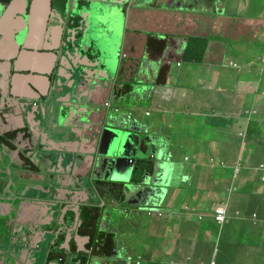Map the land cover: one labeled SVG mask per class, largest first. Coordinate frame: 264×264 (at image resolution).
I'll list each match as a JSON object with an SVG mask.
<instances>
[{
	"label": "crops",
	"instance_id": "1",
	"mask_svg": "<svg viewBox=\"0 0 264 264\" xmlns=\"http://www.w3.org/2000/svg\"><path fill=\"white\" fill-rule=\"evenodd\" d=\"M167 2L171 4L173 0H151L143 7L132 4L128 8L126 37L119 53L121 64L118 72L113 71L110 80H97L92 85L79 84L77 89L71 92L64 88L54 90L53 79L45 93L40 91V88H35L43 94L42 99L29 97L21 91L17 93L20 94L17 97L8 93L6 101L3 99L5 94L1 95L0 84V264H77L79 258L87 259V264L91 263L92 257L80 254L66 256L64 251L58 254L52 248L64 241L67 223L69 230L74 227L72 223L77 221L73 212L75 204L82 205V201L90 194L91 197L96 196V191L86 174L94 150L89 146L96 139L120 155L147 160L142 170L138 171V176L145 175L149 184L144 202L139 206L153 204L165 212L163 217H156L155 214L151 216L145 211H139V214L155 220L151 221L152 223L145 222L146 225L139 223L135 231H124L120 234L138 238L141 229L147 232L150 228L159 226L157 231L161 242H165L166 239L169 240L167 234L170 228L176 235L179 230L183 232L180 234L182 240L172 238L168 258L159 254L161 242L157 239L152 240L150 247L145 243L142 251L137 253V258L147 259L149 264H170V261L181 264L191 260V257H196L195 264H210L219 251L218 240L221 232L216 230L212 235L210 228L201 227L195 219L206 220V215L209 218L217 205L227 203L231 213L233 210H243L247 218L236 223H233V215L230 218V229L237 231L236 239H243L246 229L250 228H253L252 234L255 232L263 236L257 244V256L250 253L247 245L244 250L236 247L235 260L229 259V262L250 264L252 259H257L264 264V232L260 233L258 228L264 224V217L257 212L256 206L250 209L249 205L238 202L234 192L236 187L240 190L246 184L250 187L254 179L256 182H264L260 179L262 170L259 167L264 162V152L257 154L254 146L258 144L254 142L250 145V139L247 144L244 143L253 129L249 115L256 112L258 127L264 130V68L261 74H256L255 70L250 69V61L247 55L242 53L246 45H243L241 52L243 61L232 59L233 63H239L231 65L225 53V45L220 47L216 44V35L220 33H214V21L211 25H207L206 20L201 21L204 22L203 25L195 26V32H186L184 29L191 27L188 25L183 29L178 23H183L186 17L192 19V13L196 11L191 14L185 11L186 14H183L182 10L188 6L175 9L167 6ZM194 3L198 1L193 0L192 4ZM187 4H191L189 0ZM69 5L73 6L74 0H70ZM206 17L216 16L210 14ZM72 18L73 12L71 14L68 11L66 20H69L70 27L75 26L70 23ZM80 20L79 18V24L76 25L79 29L83 27ZM261 28L262 32L258 31L257 35L242 34L236 39L245 37L248 39L247 43L253 40L256 46L263 48L264 28ZM238 29L232 22L225 34L227 37L233 36ZM77 31L79 33L76 36L79 37L81 29ZM73 33L72 38L75 35V32ZM192 34L209 38V47L201 62L183 61L181 58L186 43L184 37ZM160 39H165L166 48L158 54L154 49L158 47ZM167 57L170 60H167ZM228 64L235 68L231 76L225 69ZM245 70L255 74V79L251 80L255 88L250 89V85H247L244 90L247 94L244 95L242 89L234 88L233 85L238 83L239 73ZM215 75L220 80L216 81ZM38 78V87H41L44 79ZM32 82L36 83L35 79ZM251 94H255L254 101L258 104L251 106L252 110L247 106V99ZM132 98L138 99L136 104L139 106L132 104ZM260 99L261 103L258 102ZM74 101L77 105H88L89 113L84 107L79 110H84L81 116L74 115V118L68 119L63 127L65 131L57 129L56 123L53 122L54 104ZM254 131L251 132L253 138L258 135L257 131ZM30 139L33 141L32 145L29 143ZM74 140L77 141L76 146L89 143L81 151L82 154L74 150ZM45 146L52 149L45 151ZM55 147L65 149L67 156L59 157L62 150H55ZM182 147L190 149L183 157V152L180 151ZM163 163L168 167L166 174L159 172L157 168ZM37 171H45L47 177H41ZM81 171L84 173L81 174ZM194 174H197L199 180L188 185V189L182 193L187 199L182 198L184 201L178 202L176 197H172V191L178 184L192 179ZM154 175H157V183L151 184ZM205 176L207 180L202 182ZM239 176L246 181H239ZM227 177L229 182L225 181ZM196 185L202 189L201 192L195 191L198 190L195 189ZM112 196L109 195L105 202L98 200L99 206H94L93 211L91 210L93 217L88 211L82 212L84 227L87 228L93 224L92 221L98 220L102 208L106 211V203L110 208L117 206L129 212L123 206L129 204L125 202L129 197L123 195V189L113 196V199H117L113 204ZM251 213L260 217L253 218ZM104 229L114 233V244L119 248L121 240L119 241L120 237H117L111 228L108 214L102 230ZM204 230L209 236L206 235L200 240L198 237L204 234ZM99 232L98 229L96 234ZM215 235L217 240L214 239ZM122 240L125 241L124 238ZM192 240L194 243L202 241L200 248L203 252L209 250V253L205 256L199 250L194 251L191 247ZM180 241H187L184 258H180L183 255L179 251ZM122 248L126 249L127 246ZM128 254L130 253L120 256L125 260V264H131V260L127 261L130 259ZM248 254L251 259L247 258ZM209 256L212 257L210 262ZM177 258L180 259L174 260ZM216 263L218 264L217 261ZM98 264L108 263L103 261Z\"/></svg>",
	"mask_w": 264,
	"mask_h": 264
},
{
	"label": "water",
	"instance_id": "2",
	"mask_svg": "<svg viewBox=\"0 0 264 264\" xmlns=\"http://www.w3.org/2000/svg\"><path fill=\"white\" fill-rule=\"evenodd\" d=\"M15 1L10 2L7 6H1L5 8L0 15L1 95L5 94L6 97L3 99L6 101L8 93L11 96L17 97V95H20L17 94L18 92L24 91L25 95L29 97L42 99L43 94L35 89L36 86L32 80L36 79V77L49 79L54 62L58 59L57 49L60 48L61 33L56 34L50 28L55 0H17V3ZM148 1L74 0V5L70 6L68 3L70 0H65V6L60 7L62 20L66 21L68 11L73 12V18H80V25L82 24L83 27H80L81 33L79 37L76 35L79 33L77 29H80L76 28L77 26L70 27L69 31L75 32V35L72 40L68 41V48L65 47L67 48L65 50L66 54L61 57L60 69L53 84L54 90L64 88L74 92L79 84L83 85L82 79L88 84L90 83V85L95 84L97 80H110L118 63L115 53L116 43L114 42L118 41L120 35L116 33L119 31L118 22L114 20L119 18L120 8L123 5L127 4L128 11V8L132 4L133 6L143 7ZM21 10L24 14L22 20L23 27L18 30L19 33H14L13 29L18 28L20 20L17 17H19ZM12 14L16 16L13 21L11 20L13 18ZM57 15L58 13H56L55 17ZM56 18L60 19L59 16ZM13 22H15L14 28L11 26ZM62 22L58 25L63 30L64 24L62 25ZM113 22H116V26ZM55 27L58 28L57 26ZM95 27V31L107 29L111 32H107V34L111 35L107 45L99 44L97 46L98 42L89 37L90 29ZM16 35L20 37V41L16 40ZM101 35L96 36L99 38ZM89 49L95 55L87 54L86 52ZM6 91L9 92L6 93ZM84 107L88 109L89 113L90 107L88 105L82 103L77 105L75 101L71 103L57 102L53 107L55 113L53 122L58 127L65 126L68 119L74 118V115ZM82 118L85 117L82 116ZM97 144L99 145L98 150H94L91 153L90 160V168L92 170L90 172V181L93 189L97 191L96 181L117 182L122 184L123 195L129 197V200L125 202L134 205L143 203L149 184L146 181L147 177L145 175L138 176V171L142 170V166L147 160L140 157L120 155L110 146L103 145L101 141H98ZM80 145L83 144L81 143ZM157 168L159 172H163L164 174L168 171V167L164 163ZM153 177L151 184L157 183V175ZM146 206L148 205H140L138 210L143 212L147 209ZM73 212L77 217V221L74 222V227L68 231L69 241L67 242V246L69 249L78 250V246H85V241L89 237L79 231L80 227L78 224L82 215L80 205L74 207ZM64 216H62L63 220L65 219ZM71 243L73 244L71 245ZM84 261L79 258L77 261L79 263L77 264H84ZM88 264L90 263L88 262Z\"/></svg>",
	"mask_w": 264,
	"mask_h": 264
},
{
	"label": "rangeland",
	"instance_id": "3",
	"mask_svg": "<svg viewBox=\"0 0 264 264\" xmlns=\"http://www.w3.org/2000/svg\"><path fill=\"white\" fill-rule=\"evenodd\" d=\"M149 1H151V0H149ZM194 1H196V0H194ZM197 1H198V3L192 4L193 0H189V2L191 4H187L188 0H175V1L173 0V2H172L173 4L172 3L170 4V2H167L168 4L167 3L166 4H167V6L173 7L175 9H177L181 6L182 7L188 6L185 8V10L184 9L182 10L183 14H186V12H189L191 14L192 11H196V12L192 13L194 15V16H192L193 17L192 19L186 17V19L183 23H178V26L180 27L182 25L183 29L185 27L187 28L188 25H189V27H191V29H184V31L186 30V32H195V28H194L195 26L203 25L204 22L201 23V21L206 20L207 25H209V24L211 25L214 21V25L216 28V30H214L215 31L214 33H220V34L216 35V39H218L216 44L218 46H220L222 44L225 45L224 46V48L226 50L225 53H226V56L229 57L227 59L230 61V64L235 66L239 62L233 63L232 61H243L241 55H242V53H244L245 56L247 55V59H249L248 61H250L249 62L250 66H251L250 69L252 71L255 70L256 74H258V73L261 74L262 69L264 68L263 67L264 66V46H263V48H262V46H256L255 45L256 42L255 41L253 42V40H252V42L248 41V43H247L246 41L248 39H245V37L244 38L241 37L240 39H236V38H238L239 35H242V34H243V36H245L246 34L252 35V33L253 34L256 33V35H257L258 31L262 32L261 27L264 28V21H262L261 19H264V0H222L219 7H218V5H216L215 7L213 6V4H212L213 0H204L205 2H203V0H197ZM194 5H195V7H194ZM61 6H65V0H63V2H62V0L61 1L55 0L52 19L50 22V28L52 29V31H54V33H56V34L61 33L60 43L62 42V39L64 36V29L62 30L58 24H61L62 21H63L62 25L65 23V20H62L61 15H60V13H61L60 7ZM120 9H121V11H120L119 18L117 20H114V21L118 22V28H119V31L116 33H117V35L120 34L118 37V41L114 42L117 44L116 49H115V53H116L117 59H118L117 66L115 67L116 72H118V68L121 64L119 53L123 49V41L126 37L125 31H126V21H127V4H126V6L123 5L122 8H120ZM221 9H222V11H221ZM56 13H58L57 16H59L60 19H57L56 18L57 16L55 17ZM198 13H201V14H198ZM210 14L213 16H216L217 18L216 17L215 18L206 17V15H210ZM12 16H13V14H12ZM108 21H110V20H108ZM232 22H234V26L239 27V29L236 30V32H234L233 36L231 35L230 37H227V35L225 33L228 32V28H229V26H231ZM114 23L116 26V22H113V24ZM55 26H57L59 29L56 28ZM95 29H96V27L90 29L89 37H92L93 40L95 39L98 42L97 46L99 44H106L107 45L109 39L111 38V35L109 34L111 32L107 29L101 30V31H95ZM49 31H51V30H49ZM108 31H109V33L107 34ZM96 35H101V36L98 38ZM231 37H232V39H231ZM101 38H102V40H101ZM219 39H221V40H219ZM81 42L83 43V41H81ZM243 45H246V47H245V51L242 52ZM231 50H233V51H231ZM92 54L95 55L94 52ZM230 56H232V58H230ZM235 57H237V59H235ZM230 64L226 65L225 69L228 71V74L231 76L233 71H235V68H232V66ZM237 67H239V66H237ZM252 71H248V70L246 71L245 70V72H242V73L240 72L238 83L233 85L234 88L236 87L238 89H242V92H244V95L247 94L246 93L247 91L246 92L244 91L245 87H247V85H250V89L255 88V87H253V84L251 83V80L255 79V74L252 73ZM225 73H222V75H224ZM214 79H216V81H218L219 78L215 75ZM257 79H259V76ZM139 86L142 87V85H139ZM255 99H256L255 94H251V97L249 96V98L247 99V102H248L247 106L251 110H252V107H254L255 105L258 106V104L254 101ZM262 99H264V98H262ZM262 99H260L258 102L261 103ZM137 101H138L137 98H132V104L134 106H139L136 104ZM143 104H144V102L142 103V105ZM237 104H240V102H237ZM128 107H129V105H128ZM235 108L236 107L234 106V109ZM144 109H145V107H143V111H144ZM255 114H256V112L252 115H249L252 118L251 128H254L255 124H258V119H257L258 117ZM180 151L183 152V154L181 155L183 157V156H185L186 152H190V149H189V147H182L180 149ZM189 156H191V155H189ZM259 167H261V166H259ZM249 172L252 173V171H249ZM198 174L200 176H202L200 171H198ZM220 174H223V173L220 172ZM177 175H179V174H177ZM237 175L238 174H236V176ZM192 176H193L192 179L184 181L182 184H178V186L172 191V194H171L172 197H176L178 199V202L184 201L185 199H187V197L186 196L184 197V195L182 193H183V191H185V189H188V185L191 184V182L196 183L199 180V178H197V174H194ZM206 178L207 177L205 176L203 178L202 182H205L207 180ZM171 179H172V177H171ZM235 179H237V178H235ZM238 179H239V181H244V182L246 181L243 178H241V176H239ZM263 179H264V176L262 174L261 181H263ZM225 181L229 182V178L227 177L225 179ZM244 184H246V183H244ZM249 186L250 187H247V184H246V186H242L241 190L239 189V187H236V189L234 190V192L236 194L235 197H236L238 202L241 201L243 204L249 205L250 209L252 206L253 207L256 206L257 212L260 214L261 217H264V182H256L254 179L253 184H250ZM195 189H198V190H195L196 192L202 191V189L197 187V185L195 186ZM146 193H148V191ZM182 198H184V200H182ZM229 199H230V196L228 197V200ZM131 204L129 203V204L123 205L127 208V210L129 212H125V210H123L122 208H118L116 206L114 208L106 209V211L102 214V228H103L104 223L106 222V218H107V214H108L109 223H110L111 228L115 232L116 236L120 237L118 239H119V241L121 240L120 241V247L122 249L121 250L122 253H120V251H118L116 254H113L112 256L105 257L104 255H102V256L92 257L90 264H98V262L102 263L103 261H106L108 264H125L123 262L125 260H123L120 256L126 255V253H130L127 255L130 258V259H127V261L131 260V264H135V256L138 257L139 254H137V253L142 251V249L145 246V243H148V247H150L149 245L151 244L152 240H154V239H157L159 242H161V240H162L161 236L159 235V233L157 231L159 229V226L152 227L147 232H146V230H143L140 228L141 234L139 235L138 238L137 237L131 238L129 236H126L125 233L120 234V232H124V231H127V232L130 230L135 231L136 230L135 227H137L136 225L139 223H141L142 225H146L145 222L150 223L151 221L155 220L154 218H151L149 216L139 214V210H138L139 204L138 205H131ZM193 216H197V215L193 214ZM253 217H255V216H253ZM205 218L208 219V216L206 215ZM195 222L196 223L198 222L201 227L202 226L205 227V226L209 225L207 220L200 221L198 219H195ZM180 225H181V223H180ZM208 228L211 229L210 230L211 234L213 232L212 235H214V233H216V229L212 228L211 225L208 226ZM258 228H259L260 233L264 232V224L261 227L258 226ZM252 229L253 228L246 229V232L243 234V241H244L243 246L247 245V247L250 246L249 248H252L251 245H257L259 243L260 239L263 238V236L261 234H255V232L252 234L251 233ZM145 232H146V234H145ZM174 233H172V235H171L172 237L177 238L179 240L183 239V237L180 235L183 232H181L179 230V233H178L179 235L178 234L176 235ZM156 235H158V236H156ZM206 235L209 236V234H206ZM206 235H199L198 238H200V240H203L204 237H206ZM123 238L125 239V241L122 240ZM214 239L217 240L216 235L214 236ZM171 240L172 239H170V240L166 239L165 242L160 243L161 244L160 245L161 251L159 254L165 255V257H167V258L170 256ZM200 243L203 244L202 241H197L194 243V240H192L191 247L194 248V251L198 252V250H199V251L203 252L202 249L200 248ZM126 246H127L126 249L122 248V247H126ZM179 248H180L179 251L183 253V255L180 258L186 257L185 256L186 255L185 249L187 248V241H180L179 242ZM128 251H130V252H128ZM208 253H209V250H205L203 252V255L206 256ZM180 258H177L174 260L177 261ZM78 260L79 259H77V261ZM142 260L143 259L137 258L136 264H147V259H145L143 261ZM160 260H162V258ZM195 261H196V257L193 259L191 257V260H188V262H182L181 264H195ZM261 263H262L261 261L258 262L255 259H252L250 262V264H261ZM84 264H87V262H85ZM170 264H176V262L170 261Z\"/></svg>",
	"mask_w": 264,
	"mask_h": 264
},
{
	"label": "flooded vegetation",
	"instance_id": "4",
	"mask_svg": "<svg viewBox=\"0 0 264 264\" xmlns=\"http://www.w3.org/2000/svg\"><path fill=\"white\" fill-rule=\"evenodd\" d=\"M12 1H14V0H8L7 2H0V15L3 13V11L5 9L4 7H1V6L2 5L7 6ZM221 2H222V0H218V1L213 0V3H215V4H213V6L215 7L216 5H218V7H219ZM15 3H17V0L15 1ZM125 6H126V4H125ZM221 11H222V9H221ZM71 14H72V12H71ZM14 17H16V16L15 15L13 16V18L11 19L12 21L14 20ZM23 17H24V14H23V12L21 10V12H19V17H17L20 20L19 23H18V28L13 29L14 33L15 32L19 33L18 30L23 27V21H22ZM14 23L15 22H13L11 24L12 27L14 26ZM69 30H70V24H69V20L67 19L65 21V23H64V36H63L62 42L60 43V48L57 49L58 59L54 62L52 71H51V73L49 75V77L51 79V82H53V79L56 80L57 73L59 72L60 65H61L60 64L61 57L64 54H66L65 50L68 48V46H67L68 41L73 39L72 36H71L72 33ZM118 30H119V28H118ZM15 38H16V40L20 41V37H18L17 35L15 36ZM65 47H67V48H65ZM86 53L89 54V55H92L90 49ZM42 76H44V75H42ZM36 78H37V79H35L36 83H34V82L33 83L39 89L40 88V87H38L40 85L39 84L40 82H38L39 78L38 77H36ZM41 78H44V77H41ZM68 82H69V80H68ZM82 82H83V84L87 83L84 79H82ZM52 86H53V84H52ZM52 86H51V88H52ZM83 112L84 111H80V112L78 111L76 113L77 117L81 116ZM55 126H56L57 129L64 130L63 129L64 126H60V127H58L57 125H55ZM43 136H45V135H43ZM43 136H42V139H43ZM40 139H41V137L38 139V141H40ZM31 140L32 139H30V142H29L30 145L33 144V141H31ZM93 140H95L94 137H93ZM98 141H99V139L98 140L96 139V141H94L93 143L90 144L89 148L92 149V147H93L94 150H98V146H99L97 144ZM76 143H77L76 140H74V143H72L77 148V149L75 148L74 150H76L77 153L79 152L80 154L83 153L81 151H83L84 148H86V146L89 144V143L87 145L78 144V146H76ZM45 147H46L45 151L52 149V148H49L50 146H45ZM54 149L55 150L58 149L60 151L62 150L61 155H59V157L64 158L65 155L67 156V153L65 152V149L57 148V147H55ZM81 162H83V160ZM84 165H86V164H84ZM90 166H91V163H90ZM90 166H89V171H87V173H86V174H88L89 178H91L90 172H92ZM36 173L41 175V177L42 176L47 177L46 174H45V171L44 172H38L37 171ZM83 173H84V171H81V174H83ZM51 176H52V174H51ZM95 184H96V187H97V191L95 193L96 196L91 197V194H90V196L88 195L89 197H87V199L82 201V205H80V208L82 209V212L84 213V212L88 211V214L90 216H92V217L94 216V214L91 213L92 207L97 206V205L99 206V204L97 203L98 200L100 202H102V201L105 202V201H107V198L109 197V195H111V196L113 195L114 196L116 193L118 194L121 191V189H122V185H119L120 183H117V182H106V181L102 180V181H96ZM113 196H112L113 202L111 204L117 202V199H113ZM77 205H79V204H75L74 207H76ZM109 208H110V205L106 203V209H109ZM104 211H105V209L103 210V208H102V212H101V215L99 216L98 220L97 221L96 220L92 221L93 224L90 225L89 227H87L84 230V233L82 232L83 234L87 235L89 238L86 239L85 246L84 245L82 247L78 246V248H79L78 250H80V251L74 250V249H71V248L69 249L68 246H67L68 230L70 229L69 223H67V226H66V231L65 232H67V233L64 236V241L60 242L58 245L55 244L54 248H52L53 251L54 252H58V254L64 251L66 253V256H71L72 254H80V255H86V256H89V257H97V256H102V255L107 257V256H112L113 254H116L118 251L122 252L121 251L122 249H120L121 247L116 248L115 244L113 245V247H111V244L108 243V242L116 243L115 240H114V238H115L114 237L115 236L114 233L111 232L110 230H105L104 229L105 232H104V230H102L103 229L102 228V214H103ZM81 222L82 221L80 220V223ZM80 223H79V225H80ZM65 224L63 223V225H65ZM73 224H74V222L72 223V225ZM98 229H99L100 232L97 235L96 231ZM72 244L73 243H71V245ZM107 253H110V255H107Z\"/></svg>",
	"mask_w": 264,
	"mask_h": 264
},
{
	"label": "trees",
	"instance_id": "5",
	"mask_svg": "<svg viewBox=\"0 0 264 264\" xmlns=\"http://www.w3.org/2000/svg\"><path fill=\"white\" fill-rule=\"evenodd\" d=\"M7 1L8 0H0V2H7ZM215 1H218V0H215ZM212 4H215V3H212ZM71 23L75 26L78 25L79 24V18L78 17L72 18ZM171 37H173V36L171 35ZM184 38H186L185 39L186 43H185L184 51H183L182 56H181L182 60L183 61H195V62L203 61L205 56H206L208 47H209V38L206 36L196 35V34L186 35ZM160 40L161 41H159L158 47L156 49H154L158 54L160 52H162L163 48H166L165 39H160ZM166 59L170 60L168 57ZM41 79H44V78H41ZM44 81H46V82H44ZM44 81L40 87V89L43 93H45L47 91L48 87L51 85V79L50 78L44 79ZM262 119H264V118H262ZM252 130H255L254 133H256V131H257V134H258V135H255L254 138H253V136H251ZM252 130H250V133H248L247 139L244 141V143L247 144L248 139L252 140V141H250V142H252V143H250V145L253 144L254 142H256L258 145L254 146V150L257 152V154L258 153L262 154L264 152V130L262 128L259 129L258 124H255V126ZM251 138H253V139H251ZM255 156H257V155H255ZM262 164L264 165V162H262L260 164V166ZM261 170H262V174H263L264 170L262 169V167H261ZM261 176L262 175H260V179H261ZM263 181H264V179H263ZM119 185H122V184H119ZM159 209H160V207H159ZM163 213H165V212L162 209V213L160 215L155 212V213H152L151 216L156 215V217L157 216L163 217L164 216ZM232 215H233V223H236V221L241 220V219H247L246 216H244L245 212L243 210H237V211L233 210V213H231L230 208L227 210V218L225 221H218L215 217V212H213V214L208 219H206L208 221V224H209L208 226L211 225L212 227H215V229L217 231L221 232V235H220L219 240H218L219 251L217 252V255H215V257H213L214 260L211 261L212 257H210V256H209V258L207 257L209 259L208 260L209 262L211 261V262L216 263V261H217L218 264L219 263L232 264V262L231 263L229 262V259H230V261L235 260L234 255H236V250H235V249H237L236 247H238L239 250H241V248L244 250V248L246 246V245L243 246V242H244L243 239H239V237H238V239L235 238L237 231L234 230L233 228L230 229V227H231L230 223H232L230 221V218H232ZM251 215L255 216L253 218H259L260 217L258 214L256 215L255 213L254 214L251 213ZM248 218H249V216H248ZM82 222H85V221H82ZM82 222L80 223V230H79L80 233H82V232L84 233V230L86 228V227H84V225H83L84 223H82ZM208 226H206V229L208 228ZM172 233H173V231L170 228V232H168V234H167L168 235L167 238H169V240L173 238L171 236ZM203 235H206L205 230H204ZM108 243L111 244V247H113L114 242H112V243L108 242ZM251 246H252V248H249L250 253L253 254L254 256H257V251H256L257 245H251ZM107 255H110V253H107ZM248 257H249V259H251L249 254H248L247 258ZM136 260H137V257L135 256V262H136ZM255 260H257V259H255ZM84 262H87V259H85ZM186 262H188V261H186ZM147 264H149V263H147ZM150 264H153V262Z\"/></svg>",
	"mask_w": 264,
	"mask_h": 264
},
{
	"label": "built area",
	"instance_id": "6",
	"mask_svg": "<svg viewBox=\"0 0 264 264\" xmlns=\"http://www.w3.org/2000/svg\"><path fill=\"white\" fill-rule=\"evenodd\" d=\"M124 56L126 55V53L123 54ZM263 170H264V165H261ZM264 176V173H263ZM227 206L226 205H219L215 208V217L218 221H225L227 218ZM159 214H161V212H158Z\"/></svg>",
	"mask_w": 264,
	"mask_h": 264
},
{
	"label": "clouds",
	"instance_id": "7",
	"mask_svg": "<svg viewBox=\"0 0 264 264\" xmlns=\"http://www.w3.org/2000/svg\"><path fill=\"white\" fill-rule=\"evenodd\" d=\"M262 167V166H261ZM260 167V168H261ZM263 169V168H262ZM263 173H264V171H263ZM221 204H223V205H226L227 206V209H229L230 207H228V204L227 203H221ZM221 204H219V205H221ZM219 205H217V206H219ZM154 205L153 204H148V206H146V210H144L148 215H152V213H158V212H161L162 213V210L161 209H159V207H157L156 205L153 207ZM216 206V207H217ZM157 207V208H156ZM215 207V208H216ZM143 211V212H144ZM214 212H215V210H214ZM159 214V213H158ZM160 215V214H159ZM201 218H202V216H200ZM210 264H216L215 262H211Z\"/></svg>",
	"mask_w": 264,
	"mask_h": 264
}]
</instances>
